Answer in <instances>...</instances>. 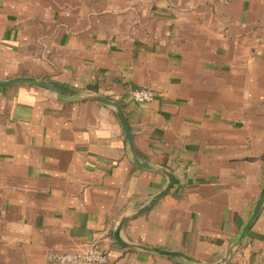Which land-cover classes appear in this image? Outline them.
Returning a JSON list of instances; mask_svg holds the SVG:
<instances>
[{
	"label": "crops",
	"instance_id": "0c3cea01",
	"mask_svg": "<svg viewBox=\"0 0 264 264\" xmlns=\"http://www.w3.org/2000/svg\"><path fill=\"white\" fill-rule=\"evenodd\" d=\"M0 264H264V0H0ZM148 88L153 101L131 92ZM174 176V184L147 213ZM183 252L199 262L121 245Z\"/></svg>",
	"mask_w": 264,
	"mask_h": 264
},
{
	"label": "water",
	"instance_id": "95a60500",
	"mask_svg": "<svg viewBox=\"0 0 264 264\" xmlns=\"http://www.w3.org/2000/svg\"><path fill=\"white\" fill-rule=\"evenodd\" d=\"M19 84H28V85H33L36 87L44 88V89L54 93L60 101L71 102V101H78V100H83V99H92V100L98 101L102 104H105V105L113 108L116 112L117 117L119 118V121L123 127L124 132H125L126 138L129 142V145H130V148H131V151L133 154V161H134L135 165L137 167L144 169V170H147V171H156V169L153 168L152 166H150L148 163L142 162L138 159L137 153L135 150V145H134V140H133L131 128L129 126V123L127 121L125 113H124L121 105L118 102L112 101V100L107 99V98L102 97V96H85V97L68 96V95L63 94L61 91H59V89L57 87H55L53 84H51V83H49L43 79H36V78H32V77H18V78L9 79L6 81H0V88L12 86V85H19ZM159 171H162L168 177V183H167L166 187L158 195H156L148 204H146L144 207L139 209L135 213V216H141V215L149 212L156 205V203L161 198H163L165 195H167L169 193V191L172 189L173 184H174L173 174L166 171L165 169H160ZM263 204H264V187L261 191V194L257 200V203L255 205V208H254L249 220L247 221L246 225L244 226L242 231L239 233V235L234 239L232 246L229 249L227 256L223 260V262H225L229 258V256L232 254L234 247L241 244V242L243 241V239L245 238V236L247 235V233L251 229L253 223L257 219V217H258V215L262 209ZM126 221H127V219L122 220V222L120 223V225L118 226V228L115 232V238L121 245H124L126 247H130V248H134V249H140V250H143V251L148 252V253H155V254H159V255H164L167 257L184 258L185 260H187L189 262H199L194 257H191V256H189L183 252L170 251V250H166V249H162V248H158V247H153V246H149V245H137V244L135 245V244L127 243L120 236L122 227Z\"/></svg>",
	"mask_w": 264,
	"mask_h": 264
},
{
	"label": "built area",
	"instance_id": "2783aa9c",
	"mask_svg": "<svg viewBox=\"0 0 264 264\" xmlns=\"http://www.w3.org/2000/svg\"><path fill=\"white\" fill-rule=\"evenodd\" d=\"M2 47L3 41L0 38V50ZM131 96L137 103L145 104L153 101L155 93L151 89L142 88L132 91ZM108 258L102 243L96 241L80 252L53 253L49 257L48 264H105Z\"/></svg>",
	"mask_w": 264,
	"mask_h": 264
}]
</instances>
